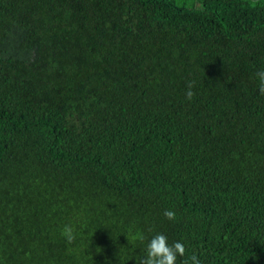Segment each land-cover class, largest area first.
Returning <instances> with one entry per match:
<instances>
[{
    "label": "trees",
    "instance_id": "16d2710c",
    "mask_svg": "<svg viewBox=\"0 0 264 264\" xmlns=\"http://www.w3.org/2000/svg\"><path fill=\"white\" fill-rule=\"evenodd\" d=\"M260 69L264 0H0V264H264Z\"/></svg>",
    "mask_w": 264,
    "mask_h": 264
},
{
    "label": "clouds",
    "instance_id": "9594fccd",
    "mask_svg": "<svg viewBox=\"0 0 264 264\" xmlns=\"http://www.w3.org/2000/svg\"><path fill=\"white\" fill-rule=\"evenodd\" d=\"M254 76L258 82L259 93L264 95V69L256 71ZM194 87V82H188L185 90L186 100L191 101L195 97ZM164 216L170 221H175L177 218L173 210H166ZM61 235L69 245L77 239V232L72 224H65ZM135 238L140 242H144L146 239L142 232L136 233ZM185 257L186 248L183 242L176 241L170 244L166 235L157 233L147 240L145 254L140 258L139 264H177L178 258H184L181 260V264H202L196 254Z\"/></svg>",
    "mask_w": 264,
    "mask_h": 264
}]
</instances>
